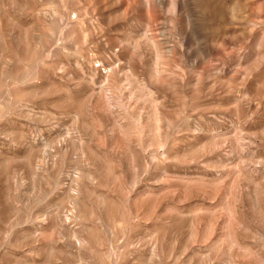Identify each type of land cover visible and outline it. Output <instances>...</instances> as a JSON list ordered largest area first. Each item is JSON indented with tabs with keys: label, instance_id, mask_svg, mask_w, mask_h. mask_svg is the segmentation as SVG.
Listing matches in <instances>:
<instances>
[{
	"label": "rangeland",
	"instance_id": "1",
	"mask_svg": "<svg viewBox=\"0 0 264 264\" xmlns=\"http://www.w3.org/2000/svg\"><path fill=\"white\" fill-rule=\"evenodd\" d=\"M0 264H264V0H0Z\"/></svg>",
	"mask_w": 264,
	"mask_h": 264
}]
</instances>
